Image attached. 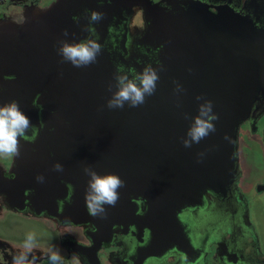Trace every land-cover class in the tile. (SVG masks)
<instances>
[{
    "label": "water",
    "instance_id": "obj_1",
    "mask_svg": "<svg viewBox=\"0 0 264 264\" xmlns=\"http://www.w3.org/2000/svg\"><path fill=\"white\" fill-rule=\"evenodd\" d=\"M140 1L146 21L142 44L159 48L153 62L141 56L143 67L151 64L159 73L156 91L143 105L107 107L118 54L103 49L96 63L77 68L62 62L57 52L61 39L87 37L73 17L93 0H56L27 19L0 24V104L16 99L25 115L31 107L36 110L34 103L60 113L73 127L71 140L81 152V195L85 197L89 179L85 166L99 174H118L125 186L115 206L105 205L106 218L116 221L120 212H134L133 198H143L148 205L142 215L143 226L150 230L148 247H155L173 227L181 228L183 208L199 207L207 191L226 194L240 175L239 128L254 105L264 100V28L254 27L240 14L193 7L182 14L162 6L164 0ZM115 9L113 5L101 11ZM143 67L134 65L137 71ZM177 83L183 89L179 93ZM197 96L212 101L219 119L214 121L215 132L185 147L181 138L203 102Z\"/></svg>",
    "mask_w": 264,
    "mask_h": 264
},
{
    "label": "flooded vegetation",
    "instance_id": "obj_2",
    "mask_svg": "<svg viewBox=\"0 0 264 264\" xmlns=\"http://www.w3.org/2000/svg\"><path fill=\"white\" fill-rule=\"evenodd\" d=\"M41 1L45 0H4L0 9L27 8L31 4L45 7L56 0L43 5ZM101 1L93 0L91 7L74 15L79 18L82 33L90 35L86 31L90 10L101 11L115 5L111 13L101 11L104 18L93 25L103 49L111 55L118 54L115 60L125 70L135 69L134 65L143 67L141 56L155 61L159 48L145 46L141 40L146 29L141 1L132 0L130 4V0H106L100 5ZM162 6L175 7L182 14L189 7L200 12L240 14L254 27L264 28V0H164ZM135 25L141 27L137 32H133ZM3 92L0 85V94ZM29 111L26 116L36 126V139L19 138L18 156L0 155V264H12L28 233L35 236V264H52L49 254L56 250L61 264H92V260L96 264L97 259L100 264H264V243L253 231L254 221L247 220L252 217V205L264 198V190L255 186L249 194L245 191L240 153L244 125L254 130L264 153V100L254 105L250 117L239 128V177L226 194L207 191L199 207L183 208L179 215L181 228L173 227L155 247H148L150 230L143 226L142 217L148 205L141 197L130 203L134 212H120L116 221L88 214L77 172L81 152L75 149L77 142L71 140L75 136L73 127L52 109L31 107ZM27 134L32 135L30 129ZM57 162L63 165L62 172L54 170ZM38 175L44 177L43 183L37 181ZM258 186H264V178ZM156 229L159 231V226ZM163 248L167 249L162 254L147 255ZM143 256L146 257L140 263Z\"/></svg>",
    "mask_w": 264,
    "mask_h": 264
},
{
    "label": "clouds",
    "instance_id": "obj_3",
    "mask_svg": "<svg viewBox=\"0 0 264 264\" xmlns=\"http://www.w3.org/2000/svg\"><path fill=\"white\" fill-rule=\"evenodd\" d=\"M110 2V0H109ZM89 11V10H86ZM104 13L90 10L87 15L89 21L86 31L90 33L84 39L69 42L61 39L57 48L58 54L62 57V62H70L74 67L83 68L97 62L98 55L102 52L103 46L98 42V34L93 25L104 18ZM79 21L78 17H73ZM64 36H68L67 29ZM115 85L109 84L111 97L107 100V107L110 109L123 108L127 103L129 107H138L146 102V97L151 96L156 91L159 73L151 64H147L141 71L127 69L123 65H117L114 74ZM115 87V91H113ZM175 91H183L182 86L177 83ZM39 95V94H38ZM197 100H203L198 106V113L192 117L182 143L185 147H191L193 143H199L210 133L215 132L214 121L219 119L213 111L212 101L197 96ZM42 109L43 105L33 104ZM187 118V114H186ZM43 123L40 124L42 128ZM31 130L32 135L27 134ZM54 130V129H51ZM19 138L34 141L36 139V126L32 125L29 118L21 110L19 102L12 99L0 104V155H19ZM226 140L230 138L225 135ZM54 170L63 171V165L59 162L53 165ZM84 173L89 177L85 191V202L87 212L92 217L105 218L107 209L105 205L115 206L119 200V189L125 186V181L116 173L99 174L90 166H85ZM40 183L44 182V177H36ZM35 236L28 233L23 248L12 258V264H35L36 256L33 253V241ZM31 255V259L29 258ZM52 264H61V257L58 250L49 254Z\"/></svg>",
    "mask_w": 264,
    "mask_h": 264
},
{
    "label": "rangeland",
    "instance_id": "obj_4",
    "mask_svg": "<svg viewBox=\"0 0 264 264\" xmlns=\"http://www.w3.org/2000/svg\"><path fill=\"white\" fill-rule=\"evenodd\" d=\"M4 0H0V5ZM50 0L41 1V5L44 3H48ZM36 4H31L29 7H16V6H9L5 10L1 11L0 9V18L4 17L0 24L4 22H18L23 19H27L38 10L43 7L38 6L35 7ZM45 7L49 6V4L44 5ZM41 7V8H40ZM141 29L140 26L135 25L133 28V32H137ZM243 135L241 137L240 143V153H241V164L242 170L244 173L242 179V185L247 190V194L251 192L253 188L258 190H264V186H258L259 181L264 178V153H263V146L254 134V130H250L249 126L244 125L243 127ZM240 155V154H239ZM257 182V183H255ZM255 183V184H254ZM261 188V189H260ZM252 217L250 215L247 217V220L254 221V228L258 234L259 242L260 240L264 243V198L259 203H254L252 205Z\"/></svg>",
    "mask_w": 264,
    "mask_h": 264
}]
</instances>
